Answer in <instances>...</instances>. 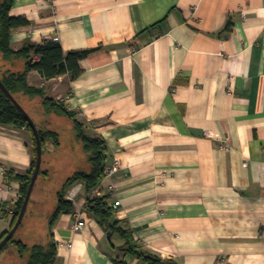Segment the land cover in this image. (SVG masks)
Returning a JSON list of instances; mask_svg holds the SVG:
<instances>
[{"label":"crops","instance_id":"1","mask_svg":"<svg viewBox=\"0 0 264 264\" xmlns=\"http://www.w3.org/2000/svg\"><path fill=\"white\" fill-rule=\"evenodd\" d=\"M10 15L30 22L11 35L14 51L54 35L64 53L93 50L75 81L37 71L27 81L105 140V170L118 162L97 188L81 191L72 213L51 227L46 214V238L29 243L52 180L61 183L51 192L56 208L65 182L89 164L73 123L25 98L38 124L60 136L45 143L47 173L17 240L52 241L53 264H150L129 246L172 264H264V0H14ZM26 67L0 55L4 72ZM32 161L31 131L0 124V236ZM97 189L113 213L105 225L86 210ZM78 213L87 224L77 232ZM25 261L13 246L0 255V264Z\"/></svg>","mask_w":264,"mask_h":264},{"label":"trees","instance_id":"2","mask_svg":"<svg viewBox=\"0 0 264 264\" xmlns=\"http://www.w3.org/2000/svg\"><path fill=\"white\" fill-rule=\"evenodd\" d=\"M13 1L14 0L0 1V55L2 54L6 60L25 59L27 67L25 71L20 73H12L11 71L4 72L0 69V77L9 92L33 118L39 130L40 138L43 142V164L37 183L39 179L47 173L46 170L43 169L45 158V143L50 140L58 144L60 135L58 132L53 130H46L38 124L36 117L29 111L26 105V101L24 100L25 98L31 100L40 98L41 105L46 114H55L59 117H63L64 119L71 121L73 123L76 138L83 145V149L88 158L89 167L74 173L65 182L63 188L58 192V203L50 217L49 226L51 227L57 221L61 214H69L74 211L73 203L66 200L65 198L70 187H72L77 182H83L86 192L90 193L100 184L101 180L104 177V161L106 158L107 144L105 140L100 137L89 136L85 131L84 124L77 119L74 112L70 111L64 103L47 97L45 89L30 86L27 81V77L30 72L37 71L45 80H52L61 76H67L70 81H75L81 75V68L79 64L80 61L86 58L93 50L71 51L68 53H64L62 47L58 42H55L53 40H44L41 44L36 45L26 43L22 47V49H20L19 51H14L11 48L10 44L11 35L16 30L29 26L30 22L25 17H12L10 15L11 8L13 7ZM33 55H36L38 59H34L32 57ZM0 124L5 126L26 127L29 131H31L33 141L32 169L24 176L19 177V179L21 180V193L23 197L15 207L13 221L10 228L11 230L18 219L25 195L35 171L37 150L36 139L31 127L29 126L28 121L13 105V103L4 95L1 89ZM32 201L33 195L30 204L32 203ZM29 207L25 218L28 216ZM86 210L102 225L109 223L113 215L112 209L108 206L105 197H95L93 199L88 197ZM22 226L23 224L21 225V227ZM111 227L113 229H117L115 223H113ZM9 231L0 236V242L8 235ZM18 232L15 234L12 240L0 251V255L5 250L13 246L17 251L19 257L26 259L25 264L54 263L57 256V247L52 241H50L46 245H29L23 241L17 240L16 236ZM120 232H122V234L127 237L129 235L127 231ZM49 236L51 238V235ZM129 250L136 256L148 261L150 264H172L147 254L138 253L132 246H129ZM118 264H120V262H118Z\"/></svg>","mask_w":264,"mask_h":264},{"label":"water","instance_id":"3","mask_svg":"<svg viewBox=\"0 0 264 264\" xmlns=\"http://www.w3.org/2000/svg\"><path fill=\"white\" fill-rule=\"evenodd\" d=\"M1 1V0H0ZM0 89L4 93V95L13 103V105L21 112V114L26 118V120L29 123V126L31 127L35 139H36V150H37V159H36V167L34 174L32 176L30 185L28 187L27 193L24 198L23 205L21 207V210L19 212L18 219L14 225V227L9 231L8 235L0 242V251L12 240V238L15 236V234L20 229L21 225L24 222V218L26 216L33 191L35 188V185L37 183V180L39 178L42 164H43V142L40 138L39 130L37 128L36 123L34 122L33 118L29 115V113L25 110V108L16 100V98L9 92V90L6 88L4 83L1 80L0 77Z\"/></svg>","mask_w":264,"mask_h":264},{"label":"rangeland","instance_id":"4","mask_svg":"<svg viewBox=\"0 0 264 264\" xmlns=\"http://www.w3.org/2000/svg\"><path fill=\"white\" fill-rule=\"evenodd\" d=\"M65 121H66V123H70V121L67 120V119H65ZM62 131H63V134H64L63 135L64 146L67 147V145H69L68 148L73 147V149H68V150H73L75 158L78 159V153H79V148L78 147L79 146H78V144H75V146H72L73 145L72 144L73 143L72 142L73 134L68 130V128L66 126H63ZM75 164H78V163H75ZM60 184L61 183H59V179L54 178V180H52V183H51L52 186H49V196L50 197H48V199H47L48 201H46L45 204L42 206V209L44 210V212H42L39 215L34 227L32 228L33 230L31 231L30 236L27 237L29 243L35 242L34 240H40L42 238V236H45V238H46V234L48 233V224H47V221H46L47 219H45V215L46 214H50L51 212H53V210L55 208L56 199H55L54 193H52V195H51V192H53V190L55 188L59 187ZM29 214L25 218L23 226L20 228V230H19V232H18L16 237L20 236V234L24 230L25 225H27L26 223H29V221L31 220V219H29ZM36 237H38V238H36ZM10 248H8V249H10Z\"/></svg>","mask_w":264,"mask_h":264},{"label":"built area","instance_id":"5","mask_svg":"<svg viewBox=\"0 0 264 264\" xmlns=\"http://www.w3.org/2000/svg\"><path fill=\"white\" fill-rule=\"evenodd\" d=\"M49 1H53V0H49ZM55 42H59L60 38L58 35H54L53 38L51 39ZM230 148L229 147H226L225 150H229ZM117 165H118V162L115 163V165L111 168H108L105 170V176H111L115 173V170L117 168ZM84 189V183L83 182H77L75 183L67 192L66 194V200L72 202V203H75L76 200H77V197L79 196V194L81 193V191ZM96 195L97 197L101 196V193L100 191L97 189L96 190ZM23 196L20 195L19 198L21 199ZM120 202H117L115 205H114V208L117 209L119 206H120ZM86 220L84 219L83 217V214L82 213H78L76 214V218H75V221L73 223V229L75 231H81L83 230L85 227H86ZM111 264H118V263H111ZM120 264H125V263H120Z\"/></svg>","mask_w":264,"mask_h":264}]
</instances>
